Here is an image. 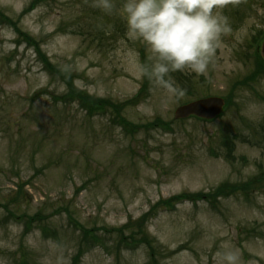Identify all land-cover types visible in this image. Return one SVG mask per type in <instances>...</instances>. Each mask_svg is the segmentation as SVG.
I'll return each instance as SVG.
<instances>
[{"label": "rangeland", "instance_id": "1", "mask_svg": "<svg viewBox=\"0 0 264 264\" xmlns=\"http://www.w3.org/2000/svg\"><path fill=\"white\" fill-rule=\"evenodd\" d=\"M113 2L0 0V264H264V0L218 9L206 74L169 73L182 96ZM208 97L219 117L175 120Z\"/></svg>", "mask_w": 264, "mask_h": 264}, {"label": "clouds", "instance_id": "2", "mask_svg": "<svg viewBox=\"0 0 264 264\" xmlns=\"http://www.w3.org/2000/svg\"><path fill=\"white\" fill-rule=\"evenodd\" d=\"M237 0H123L119 14L129 39L143 42L151 55L143 74L168 91L182 96L169 73L190 69L206 74L221 35L230 31L227 18L218 11ZM95 6L111 13L113 0H97ZM231 260L232 257H229Z\"/></svg>", "mask_w": 264, "mask_h": 264}, {"label": "water", "instance_id": "3", "mask_svg": "<svg viewBox=\"0 0 264 264\" xmlns=\"http://www.w3.org/2000/svg\"><path fill=\"white\" fill-rule=\"evenodd\" d=\"M260 54L264 58V40L260 48ZM225 101L219 97L201 98L179 106L174 112L176 120L197 116L203 119H215L222 112Z\"/></svg>", "mask_w": 264, "mask_h": 264}, {"label": "trees", "instance_id": "4", "mask_svg": "<svg viewBox=\"0 0 264 264\" xmlns=\"http://www.w3.org/2000/svg\"><path fill=\"white\" fill-rule=\"evenodd\" d=\"M67 96L72 100L78 99L81 104H83V102L85 101L84 104L86 105V108H88L90 110V113L94 112L93 111L94 109H99L100 106H103L102 103H92L91 101L90 102L87 101V99L85 97H83V95H81L80 93H78L74 90L68 91ZM187 198H189L190 200H193V198L188 196V194H181V195H178L174 198L168 199L167 202L163 203L161 206L173 207V203H178V201H182V200L187 199Z\"/></svg>", "mask_w": 264, "mask_h": 264}]
</instances>
